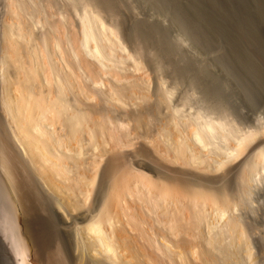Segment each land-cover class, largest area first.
<instances>
[{"label": "bare ground", "instance_id": "bare-ground-1", "mask_svg": "<svg viewBox=\"0 0 264 264\" xmlns=\"http://www.w3.org/2000/svg\"><path fill=\"white\" fill-rule=\"evenodd\" d=\"M93 1L118 18L113 0ZM29 2L35 0H0V259L5 264H85L87 257L93 264H131L118 237L124 227L118 211L127 200L130 205L136 203L137 212L146 217L141 212L137 215L142 218L136 216L127 206L125 225L130 230L138 229L162 260L166 257L185 263L173 242L188 233L201 244V253L198 244L196 249L191 247L196 251L191 253L204 255L207 264H255V247L238 201L241 196L240 201L246 204L253 188L264 179V117L246 121L227 103H215L214 99H210L214 103L208 99L209 103L202 105H194L191 100L175 103L167 87L162 94V107L172 121L171 127H163L159 138L163 155L172 163L205 173H225L230 167H238L241 177L235 195L225 187L214 189L201 182L188 188L186 194L175 183L151 176L142 164L138 172L119 174L120 163L114 159L104 167V176L99 175L107 141L115 136L106 119L95 121L81 104V92L73 90L69 82L70 71L58 68L59 45L51 34V23L39 15L38 9L43 10V6L37 9L36 2L33 8ZM80 3L79 61L89 71L94 65L104 73L110 72L116 62H122L115 46L121 51L126 48L117 34L118 29L125 31L118 20L108 27L100 13L90 8L92 5ZM134 43L141 49L145 46L138 39ZM100 85L92 92L97 100L101 98L109 107L119 106L122 90ZM56 121L62 137L55 134ZM98 176H111L107 195L77 231L68 229V215L88 210ZM177 176L183 179L181 174ZM38 209L44 210L46 217H37ZM72 232L75 250L68 238Z\"/></svg>", "mask_w": 264, "mask_h": 264}, {"label": "rangeland", "instance_id": "rangeland-1", "mask_svg": "<svg viewBox=\"0 0 264 264\" xmlns=\"http://www.w3.org/2000/svg\"><path fill=\"white\" fill-rule=\"evenodd\" d=\"M39 1L29 2L32 6L27 3L29 7H26L31 10L30 6L36 7L37 3L39 5L37 9L43 6V10L38 9L39 15L42 16L41 19L44 17L49 25L51 23L52 26H48L52 28L51 34L53 32V38L57 39L56 42L59 45L60 53L57 51V54L60 55H57L59 59L58 57L56 59L57 62L60 60L58 66L61 65L58 68L63 66L61 70L70 71L66 73L69 75L72 89L75 88V91L81 92L79 94L81 104L90 110L91 118L93 117L95 121H100V118L104 121L106 119L115 136V139L110 137L107 141L106 151L101 157L99 175L104 176V167L107 162L114 159L120 163L117 171L119 174L127 170L138 172L139 164H142L146 168L143 170L149 172L151 176L175 183L183 192L188 191V188L196 187L201 182L215 187L214 189L225 187L231 195L237 193V188L240 186L239 177H241L238 167H230L225 173H205V171H197L172 163L165 154L163 155L159 138H162L161 132L165 127L172 125V121L163 108L162 96L164 95L162 94H165L167 87L166 91H172L175 103L191 100L194 105H202L214 103L212 101L214 99L215 103L217 100L223 105L227 103L235 115L246 121L259 115L264 117V0H113L118 10V18L112 17L110 13L97 7L94 1L93 4L91 0H83L88 5L90 2L92 6L89 5V7L96 9L98 14H102L99 16L104 22L106 21L108 27L113 26L111 23L118 20L126 32L122 33L118 29L117 33L124 40L126 48L123 51L126 50L124 51L127 52L126 55L117 45L115 46L117 50L119 49L118 51L115 49V54L120 52L122 62H116L118 66L115 63L116 67L110 68V72L108 70L105 73L98 66L95 69L96 66L93 65L92 70H96L95 74L85 69L79 61V54L82 56V52L78 50L81 47L79 46L81 27L80 17L77 16L81 14L82 3L80 2L83 1ZM115 31L117 32L116 28ZM135 39L141 40L147 46H142V49L136 47ZM68 46L72 48L69 49ZM138 61L142 64L140 65ZM66 64L67 67H65ZM99 81L103 83L101 84L103 86L98 83ZM97 85L102 88L108 85V87L121 89L120 105L116 108L109 107L101 98L97 100L96 95L93 94ZM56 126L61 127L57 121ZM58 129L60 128L56 129L55 134L62 137L60 133L63 131ZM119 174L116 173V175ZM180 174L183 179L179 180L177 175ZM98 178L100 183L97 181L98 185L91 195L88 210L79 209L74 214L68 215L66 218L68 229L76 228L77 231L78 227L88 220L89 215L95 214L107 195L111 176L102 179L98 176ZM250 196L252 198L250 197L246 204L241 202L242 198L239 197L241 200L238 201L239 212L255 247V264H264V179L253 188ZM126 201L124 200L118 211L120 212L118 219L124 225L123 229L118 231V237L123 245L126 259L131 264H178V260L173 258L166 260L167 258L164 257L165 261H163L154 247L142 239L138 229L130 230L127 223V226L125 225L128 211L133 210L135 215L141 218L142 215L143 218L145 216L141 211V213L137 212L139 209L136 203L135 205L131 203V206L129 201ZM127 206H129L128 211ZM123 209H125L124 213ZM37 215L41 219L46 217L42 209H38ZM148 221H150L149 218ZM184 234L179 239L176 238L177 244L173 242L174 248L177 247L175 249L182 252L183 262H185L183 264H207L206 259L203 261V258H206L204 255V257H197L198 253H201V244L197 242L198 240L195 239V242L188 233ZM68 238L71 248L75 250L73 232L68 234ZM195 245L197 248L200 247L197 256L194 255L196 251L191 248L196 249ZM191 251L195 252L192 254ZM85 264L93 263L86 257Z\"/></svg>", "mask_w": 264, "mask_h": 264}, {"label": "water", "instance_id": "water-1", "mask_svg": "<svg viewBox=\"0 0 264 264\" xmlns=\"http://www.w3.org/2000/svg\"><path fill=\"white\" fill-rule=\"evenodd\" d=\"M0 264H5V263L0 259Z\"/></svg>", "mask_w": 264, "mask_h": 264}]
</instances>
